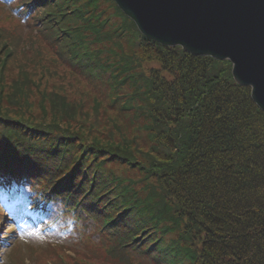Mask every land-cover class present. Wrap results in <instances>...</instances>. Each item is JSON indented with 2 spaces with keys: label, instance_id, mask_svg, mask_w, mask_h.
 <instances>
[{
  "label": "trees",
  "instance_id": "1",
  "mask_svg": "<svg viewBox=\"0 0 264 264\" xmlns=\"http://www.w3.org/2000/svg\"><path fill=\"white\" fill-rule=\"evenodd\" d=\"M29 1L22 4L43 8L35 18L59 43V56L80 73L106 79L111 98L122 70L112 68L86 1ZM131 24L160 61L121 105L135 104V115L151 116L148 158L135 165L140 180L149 181L137 187L131 177L106 169L110 153L118 151L112 146L122 149L124 137L116 143L93 137L89 144L58 129L57 118L35 121L21 108L30 106L19 88L16 99L0 91L7 99L0 104V185L37 180L40 201H58L62 212L94 217L113 242L111 253L137 250L154 264H264V110L252 100L250 87L225 69L229 61L163 46ZM1 48L5 64L12 49L6 43ZM214 64L220 69L213 73ZM123 151L120 158L132 166V150Z\"/></svg>",
  "mask_w": 264,
  "mask_h": 264
},
{
  "label": "rangeland",
  "instance_id": "2",
  "mask_svg": "<svg viewBox=\"0 0 264 264\" xmlns=\"http://www.w3.org/2000/svg\"><path fill=\"white\" fill-rule=\"evenodd\" d=\"M11 1L0 0V48L5 42L7 48L12 49V55L2 65L1 59L5 53L1 48L0 91L14 93L12 99H16L21 96L18 89L22 88L30 107L21 105V108L35 121L51 123L52 119L57 118L54 123L58 129L75 133V137L85 143L90 144L93 137L110 139L112 143L120 142L124 137L127 142L122 149L112 146L118 151L110 153L114 157L107 158L105 167L118 174H127L136 181L137 187L141 185L140 182L143 185L147 183L149 179L140 180L141 172L135 165L145 157L148 158L151 116H148V112L145 116H137L135 113L138 112V106L136 108L134 104L133 107L126 106L122 109L121 102L128 97L127 93H136L143 86V81L146 82L145 78L153 76V70L160 66L155 47L151 43L149 48L142 46L140 35L131 26L132 19L114 0H85L90 7L88 14L97 19L104 49L108 50L114 60L112 68L119 69L115 73L122 70L121 75L114 77L117 86L110 98L107 80L105 79L106 84L97 76L80 73L70 65L68 58L60 57L59 43L54 38L53 42L47 37L46 33L49 34V31L36 18L31 17L24 23H21V17L12 19L14 16L11 11H15L13 4L16 2ZM42 9L40 7L38 12L41 13ZM105 37L108 38L104 41ZM101 55L104 56L105 52ZM145 64L149 67L147 70L142 69ZM19 68L24 73L21 74ZM228 68L230 66L225 69ZM219 69L218 64L212 66L213 73ZM32 80L37 83L38 88H35ZM6 100L5 97L0 98V104L4 105ZM107 121L111 123L106 124ZM124 147L132 150L136 158L132 166L125 165L118 158L124 154ZM107 149L109 146L106 150L103 149L104 153ZM29 192L28 187L23 188L18 201L14 199L10 204L21 209L29 199ZM58 210V204L50 203L40 219L55 222L47 225L37 219L34 223L29 222L30 225L24 220L3 214L6 212L5 207L0 205V264H154L151 258L140 255L137 250L124 253L121 258L112 255L107 249L110 246L109 239L104 235L101 238L98 236L91 219L83 218V222L78 221L79 227H76L64 219H56ZM169 236L174 237L175 233ZM21 247H25L23 254L27 257L26 260L19 257ZM184 264L188 262L185 261Z\"/></svg>",
  "mask_w": 264,
  "mask_h": 264
},
{
  "label": "water",
  "instance_id": "3",
  "mask_svg": "<svg viewBox=\"0 0 264 264\" xmlns=\"http://www.w3.org/2000/svg\"><path fill=\"white\" fill-rule=\"evenodd\" d=\"M139 31L162 45L231 63L264 110V0H114Z\"/></svg>",
  "mask_w": 264,
  "mask_h": 264
},
{
  "label": "bare ground",
  "instance_id": "4",
  "mask_svg": "<svg viewBox=\"0 0 264 264\" xmlns=\"http://www.w3.org/2000/svg\"><path fill=\"white\" fill-rule=\"evenodd\" d=\"M133 23H135V21H133ZM147 38H149V37H147ZM157 42V41H156ZM159 43V42H158ZM161 44V43H160ZM162 45V44H161ZM163 46H167V45H163ZM169 46H173V45H169ZM180 47V46H179ZM146 48H149V42H146ZM149 67H147V65L145 64L144 65V67L142 68L143 70H147ZM230 72H231V63H230ZM102 80L105 82V79L104 78H102ZM106 83V82H105ZM108 83V82H107ZM106 83V84H107ZM108 88L109 89H111L110 88V85H109V83H108ZM147 92V95L146 94H143L144 96H145V98H147L148 97V100H149V92L148 91H146ZM142 99H144V98H142ZM137 101H140L138 98H137ZM121 104H124L123 102H121ZM121 104H119V106L121 105ZM148 112V111H147ZM144 153H146V152H144ZM119 159H120V156L118 157ZM123 161H125L124 160V158H123ZM120 174H122V173H120ZM124 176H127V174H124Z\"/></svg>",
  "mask_w": 264,
  "mask_h": 264
}]
</instances>
